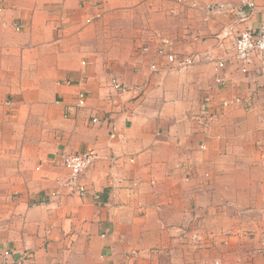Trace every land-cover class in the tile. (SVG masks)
I'll return each instance as SVG.
<instances>
[{
    "label": "crops",
    "instance_id": "0c3cea01",
    "mask_svg": "<svg viewBox=\"0 0 264 264\" xmlns=\"http://www.w3.org/2000/svg\"><path fill=\"white\" fill-rule=\"evenodd\" d=\"M183 1L175 40L153 13L141 26L156 0L112 37L96 0H0V263L264 264V67L242 72L223 39L261 26L264 0ZM85 151L87 191L69 193L62 157Z\"/></svg>",
    "mask_w": 264,
    "mask_h": 264
},
{
    "label": "built area",
    "instance_id": "2783aa9c",
    "mask_svg": "<svg viewBox=\"0 0 264 264\" xmlns=\"http://www.w3.org/2000/svg\"><path fill=\"white\" fill-rule=\"evenodd\" d=\"M103 0H96V5L101 4ZM246 5L249 9H244ZM255 9V3L252 1H247L245 4L237 7L236 14L241 20L248 18L249 14ZM0 11L2 8L0 7ZM91 19H88L87 22H91ZM16 29L21 28L20 25H15ZM227 35L223 39H226L229 36H233L234 42V52L235 58L239 64V68L242 72H250V66L258 60L264 67V22L256 29L248 28L242 31H239L238 34L234 35V29L232 26H227ZM168 41L165 40V43ZM167 49L161 48L158 50L160 55H165V64L164 67L176 69V68H188L194 64L193 54H183L182 56L177 55L174 52L166 53ZM217 69L225 67V59H220L217 62ZM151 68L155 71L161 69L157 63L151 64ZM217 83L225 85V78L221 75L216 78ZM112 86L115 90L121 93L127 92L129 89L119 82L118 79H112ZM236 102H241V98L236 97ZM86 103V93L84 91H79L77 95L76 104L78 107H83ZM224 106L229 105V101L225 100L223 102ZM206 107L209 106V101H207ZM213 120V115H209L207 120H203L202 125L206 127L209 121ZM94 122H97L98 119L94 118ZM259 150L264 149V141H259ZM204 147V146H203ZM97 159V154L94 151H85L81 153L67 154L62 157L63 165L69 170L68 178L65 182V186L69 189V193L83 195L87 191L86 185L83 183V175L85 171L93 165ZM190 178V173L186 175V179ZM11 250H5L4 257L5 260L0 264H25V259L23 257L10 259L12 257Z\"/></svg>",
    "mask_w": 264,
    "mask_h": 264
},
{
    "label": "rangeland",
    "instance_id": "374dc122",
    "mask_svg": "<svg viewBox=\"0 0 264 264\" xmlns=\"http://www.w3.org/2000/svg\"><path fill=\"white\" fill-rule=\"evenodd\" d=\"M135 1L137 0H104L101 4H97L96 6L98 7V9H100V12H98L99 16H97V20L101 21H105V27L103 28V30L107 33V35L109 36H114L117 31L119 26L115 25L116 21L115 20H125L128 22L130 15V9L131 8H138V6L140 5H144L145 3H147V1L150 0H139V2L135 3ZM159 7L157 9V11H147L145 10L146 7H141V10L138 11V17L139 19L142 20L141 22V26L144 27V23L146 22V19H150L152 17V13L155 14V17L159 20L158 22H160V20H163V24H164V20L167 19V22H170V32H171V36L175 39V40H179L183 38V35L179 33V29L182 26V20H181V15H182V11L181 10H176L175 9V5H179L182 6L184 4L187 6H190L191 2H184L183 0H170L172 3V6L170 7V9L165 6L164 0H156ZM168 0H165V2H167ZM191 1V0H189ZM202 3L206 4L205 1H201ZM183 6V8H184ZM100 7V8H99ZM104 10H102L101 9ZM151 8H153L151 6ZM201 9L203 10V12L208 11V7L207 5H201ZM1 12V11H0ZM108 21V22H107ZM107 22V23H106ZM160 25V23H159ZM200 25V23L198 24ZM158 28H160V26H158ZM202 27H199V29H201ZM155 34H157L156 36L159 38L161 35V32H155ZM262 139L260 138V141ZM257 146V151L262 152L264 154V149L263 150H259V145L260 143L256 144ZM262 164H264V160L261 161ZM259 252H261V250H259Z\"/></svg>",
    "mask_w": 264,
    "mask_h": 264
}]
</instances>
